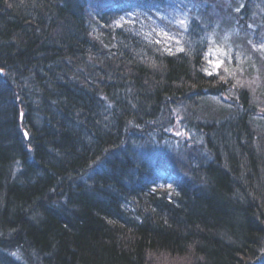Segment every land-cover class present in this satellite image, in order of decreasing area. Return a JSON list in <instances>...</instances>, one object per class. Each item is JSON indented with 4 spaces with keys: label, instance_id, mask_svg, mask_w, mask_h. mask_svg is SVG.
Here are the masks:
<instances>
[{
    "label": "trees",
    "instance_id": "trees-1",
    "mask_svg": "<svg viewBox=\"0 0 264 264\" xmlns=\"http://www.w3.org/2000/svg\"><path fill=\"white\" fill-rule=\"evenodd\" d=\"M172 1L0 0V264H264V0Z\"/></svg>",
    "mask_w": 264,
    "mask_h": 264
},
{
    "label": "rangeland",
    "instance_id": "rangeland-1",
    "mask_svg": "<svg viewBox=\"0 0 264 264\" xmlns=\"http://www.w3.org/2000/svg\"><path fill=\"white\" fill-rule=\"evenodd\" d=\"M172 2L174 3L173 4L166 3L164 6L150 7L149 10L151 11L153 9L154 12L145 11L142 13L141 11H137L136 15L141 16V22H142V18L144 17L152 20L155 27L159 31H164V32H166L168 28L166 23L173 24L176 21H180V23L183 26L186 24V26L183 29H181L182 30L181 32L184 33V30L192 26L195 20L189 18L187 15L188 12L184 10V6L186 2L177 1V0H174ZM131 16H133V14H131ZM194 18L196 19V21L200 20L199 16L197 15L194 16ZM225 34L231 40V36H228L229 32L223 31L222 37L226 36ZM212 39L214 40V42L210 43L209 45L210 49L207 55L208 57L207 64L208 66H212L211 67L212 70L216 71L217 68L220 66L219 64L223 63L224 65H228V61H231V62L233 61L230 58V54L232 53L237 54V49L235 50V48L232 47L227 42H224V43L222 41L218 42V39L216 37ZM226 41L228 40L226 39Z\"/></svg>",
    "mask_w": 264,
    "mask_h": 264
}]
</instances>
